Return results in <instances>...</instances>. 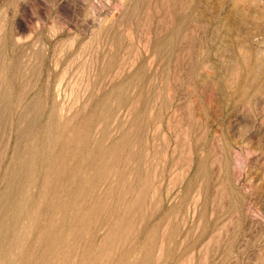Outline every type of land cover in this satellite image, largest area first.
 Instances as JSON below:
<instances>
[{
	"label": "rangeland",
	"instance_id": "1",
	"mask_svg": "<svg viewBox=\"0 0 264 264\" xmlns=\"http://www.w3.org/2000/svg\"><path fill=\"white\" fill-rule=\"evenodd\" d=\"M0 264H264V0H0Z\"/></svg>",
	"mask_w": 264,
	"mask_h": 264
}]
</instances>
